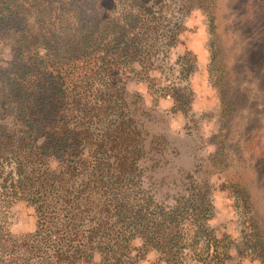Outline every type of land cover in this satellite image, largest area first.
<instances>
[{
	"label": "trees",
	"instance_id": "1",
	"mask_svg": "<svg viewBox=\"0 0 264 264\" xmlns=\"http://www.w3.org/2000/svg\"><path fill=\"white\" fill-rule=\"evenodd\" d=\"M144 1L102 8L85 0H0V56L11 52L0 64V162H13L5 175L0 168V264H138L150 251L157 254L151 264L230 257L233 242L207 225L212 204L201 186L169 208L150 209L151 200L139 196L146 140L129 107L128 78L173 96V112L187 111L189 100L174 84L155 87L154 46L161 39L163 49L173 47L182 23L151 25L158 17ZM98 182L103 192L92 208ZM59 197L68 202L57 208ZM17 201L34 208L33 230L11 231L7 213ZM74 204L95 214L74 215ZM248 242L264 264V241Z\"/></svg>",
	"mask_w": 264,
	"mask_h": 264
},
{
	"label": "rangeland",
	"instance_id": "2",
	"mask_svg": "<svg viewBox=\"0 0 264 264\" xmlns=\"http://www.w3.org/2000/svg\"><path fill=\"white\" fill-rule=\"evenodd\" d=\"M85 3L124 7L122 0ZM143 5L158 17L151 25L167 28L177 20L182 23L173 47L163 49L161 39L154 46L149 73L155 87L174 84L189 100L187 111L173 112V96L156 94L145 78L133 74L128 78L129 107L146 140L135 177L139 196L151 200L150 209L169 208L201 186L212 204L207 225L233 242L223 264H260L248 239L264 241V0H145ZM186 50L191 54L184 62L178 55ZM10 57V49H5L0 64L5 66ZM189 60L194 62L187 74ZM108 161L113 167L114 158ZM1 162L5 175L13 162ZM92 186L96 192L92 208H98L102 185ZM67 202L60 198L53 204L59 208ZM84 205L74 204L72 213L95 214L94 209L85 212ZM7 216L14 233L36 226L34 208L25 201L11 205ZM239 248L246 251L243 257ZM156 255L150 251L138 264H151Z\"/></svg>",
	"mask_w": 264,
	"mask_h": 264
}]
</instances>
